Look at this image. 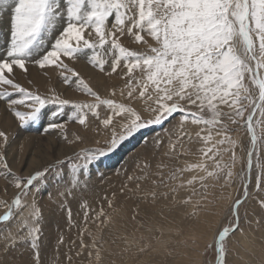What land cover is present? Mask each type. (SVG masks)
<instances>
[{"label":"rangeland","instance_id":"374dc122","mask_svg":"<svg viewBox=\"0 0 264 264\" xmlns=\"http://www.w3.org/2000/svg\"><path fill=\"white\" fill-rule=\"evenodd\" d=\"M113 23L112 19L108 21L109 29ZM59 27L62 25L58 29ZM58 29L47 38L42 52L50 50ZM89 32L92 30L85 31V38H89ZM94 35L93 32V37ZM10 37L11 12H0V56L5 58ZM145 38L152 43L151 38ZM121 43L130 50L148 51L142 42L137 43L130 36L121 37ZM91 54L89 51L88 56ZM61 59L78 71L101 98L130 105L144 118L149 117V113L143 110L141 100L127 97V78H122L121 69L109 75L108 65L101 72L84 56L73 60L62 56ZM26 68L27 71L14 66L11 76L15 77L16 83L42 98L58 96L61 100H69L70 104L64 108L63 115L56 119L52 114L59 112L58 105L48 104L42 110L39 120L21 126L9 110L7 101L0 99V130L5 131L9 137L6 145L0 140V154L6 158L15 177L25 179L38 171L45 173L33 182L28 194L23 195L15 187V178L7 175L0 167V215L8 210L4 202L11 204L17 195H21L22 203L31 205L34 202L41 213L37 248H32L29 238L10 251L0 250V264H214V239L218 231L233 226L232 205L235 200L244 198V173L247 170L248 152L252 147L247 126L243 122L229 123V135L237 142L234 149L236 161L232 168L234 175L228 183L225 182L224 173L220 174L219 179L209 178L206 181V200L202 199L205 189L201 188L199 182L191 187L177 188L176 192L170 191L171 187L186 182L193 175H205L202 171H186L180 179L169 181V174L176 169L206 162L209 170H213V161L202 158L200 151L206 147L196 135L201 126L190 122L185 125V130L191 140L185 135L181 141L183 148L178 145L175 153L166 155L169 153L170 140L175 141L177 138L179 113L162 125L142 130L124 141L114 152L81 167L75 173L78 180H74L73 163L83 164L77 154L82 150L105 147L112 135L111 128L120 132L119 122L122 118L113 116V125L104 128L102 120L113 114L106 106H101L98 109L99 119L89 114L88 126L80 125L71 120L75 110L73 105L91 103L94 98L78 90L74 82L65 83L61 75L62 69L54 65L42 69L30 62L26 64ZM246 83L253 92L257 91L249 81L246 80ZM5 87L12 91L10 86ZM113 89L115 95H112ZM3 90L0 88V91ZM121 91L124 95H121ZM135 95L134 93V97ZM11 98L19 99L20 95L14 92ZM30 103V100L26 101V104ZM16 108L24 112L31 110L25 105H17ZM192 111H196L195 107ZM50 122L63 124L64 128L50 129ZM257 132L260 134L259 128ZM76 137L80 139L77 140ZM213 137L214 140L221 138L215 136V130ZM73 140L75 143H69ZM207 146L210 147L211 144ZM221 147L226 148L228 145ZM257 148H260L259 142ZM230 156V152H225L216 159L231 164ZM257 158L264 163V151L254 154L248 195L239 210V224L243 234L237 232L231 238L227 264L264 262V211L258 203L264 198V169L256 166ZM144 163L151 165L148 170L150 179H129L144 175L138 167H142ZM159 164L167 167L158 169ZM158 171L163 172L164 183H160V177L156 175ZM152 180H156L157 185H153ZM165 183L169 187H165ZM193 190L195 195H192ZM152 191L157 193L155 200L149 195ZM190 195L192 202L184 204L183 201ZM101 209L104 215L98 216ZM19 219V215L13 218V227ZM257 220L260 221L259 224ZM3 224L0 221V233L7 231Z\"/></svg>","mask_w":264,"mask_h":264},{"label":"snow or ice","instance_id":"6c2138e0","mask_svg":"<svg viewBox=\"0 0 264 264\" xmlns=\"http://www.w3.org/2000/svg\"><path fill=\"white\" fill-rule=\"evenodd\" d=\"M0 12H11L10 44L6 58L0 56V88L4 89L0 91V99L7 101L9 110L21 126L39 120L48 104L59 107V112L52 114L54 119L63 115L64 108L70 104L69 100H61L58 96L42 98L15 82V77L11 76L14 66L27 71L26 64L30 62L42 69L51 65L62 69L65 83L74 82L78 90L94 98L91 103L74 104L71 120L87 127L89 114L99 119L98 109L101 106H106L113 114L102 120L104 128L113 125V116L122 118L119 122L120 132L111 128L112 135L105 147L82 150L77 154L83 164L73 163L74 180H78L75 173L81 167L114 152L124 141L144 129L162 125L177 113L180 114L177 138L175 141L170 140L169 153L166 155L175 153L178 145L183 148L181 141L185 135L191 140L185 130V125L190 122L201 126L196 135L206 147L200 151L202 158L213 161V170H209L206 162L174 170L168 176L169 181L180 179L186 171H202L205 175H193L186 182L171 187L172 192L199 182L201 188L205 189L202 199L206 200V181L209 178L219 179L220 174L224 173L225 182L231 180L237 142L229 135V123L243 122L251 134L252 149L248 152L247 161L249 171L253 167L254 152L264 151V0H0ZM110 19L114 20L111 29L108 28ZM57 29L58 35L50 45V50L42 52L47 38ZM89 29L92 32H89V38H85L84 33ZM123 36H130L137 43L142 42L148 51L130 50L121 43ZM146 36L151 38L152 43ZM89 51L92 53L90 57ZM62 56L69 60L84 56L101 72L108 65L109 75L121 69L122 78H127V97L141 100L143 110L149 113V117L144 118L130 105L101 98L78 71L61 59ZM246 80L255 86L256 92L250 89ZM5 86H10L12 91H8ZM14 92L19 93V99L11 98ZM112 95H115V89ZM121 95H124L123 91ZM29 100L32 103L26 104ZM17 105H25L31 110L19 111ZM193 107L196 111H192ZM49 128L63 129L64 125L50 122ZM213 130L220 139L214 140ZM8 139L6 132L0 130V140L4 145ZM69 143H75V140ZM209 143L210 147L207 146ZM223 145L228 147L222 148ZM225 152L231 153V164L216 159ZM256 166L264 169V163L259 158ZM0 167L15 178V187L23 195L28 194L34 181L45 175L38 171L25 179L15 177L3 154H0ZM138 167L144 175L129 179H150L148 170L151 165L144 163ZM165 167L167 165H157L158 169ZM156 175L160 177V183H164L163 172L158 171ZM152 184L157 185V181L152 180ZM164 186L169 187L166 183ZM259 186L258 182L257 188ZM244 187L245 199H237L232 205L233 226L218 231L214 239V264H227L231 238L237 232L243 234L239 210L248 195L247 185ZM195 194L193 190L192 195ZM149 195L155 200L157 193L152 191ZM191 202V195L183 201L184 204ZM4 203L8 210L0 215V221L4 222L3 227L7 231L0 233V250L10 251L29 238L32 248H37L41 213L35 203H22L21 195H17L11 204ZM258 203L264 211V198ZM17 215L20 219L13 227L11 221ZM68 215L71 218V210ZM102 215L103 209L98 216ZM256 222L260 223L259 220ZM93 243L95 245V241Z\"/></svg>","mask_w":264,"mask_h":264},{"label":"bare ground","instance_id":"6f19581e","mask_svg":"<svg viewBox=\"0 0 264 264\" xmlns=\"http://www.w3.org/2000/svg\"><path fill=\"white\" fill-rule=\"evenodd\" d=\"M257 146H258V144H257ZM251 149H252V147H251ZM250 149V150H251ZM254 154H255V152H254ZM254 154H253V158H254ZM252 171V170H251ZM251 171H250V174H251ZM248 170H246V172L244 173V179H245V182L248 180ZM248 190H249V187H248Z\"/></svg>","mask_w":264,"mask_h":264},{"label":"water","instance_id":"95a60500","mask_svg":"<svg viewBox=\"0 0 264 264\" xmlns=\"http://www.w3.org/2000/svg\"><path fill=\"white\" fill-rule=\"evenodd\" d=\"M247 170H248V168H247ZM251 171V170H250ZM250 171L248 170V177L250 178ZM249 178H248V180L245 182V184L247 185V193H248V184H249ZM245 199V193H244V198H242V200H244Z\"/></svg>","mask_w":264,"mask_h":264}]
</instances>
